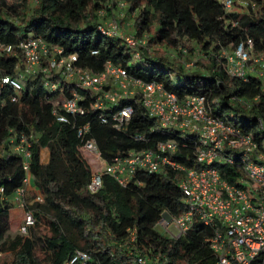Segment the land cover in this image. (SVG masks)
I'll use <instances>...</instances> for the list:
<instances>
[{
  "label": "trees",
  "instance_id": "16d2710c",
  "mask_svg": "<svg viewBox=\"0 0 264 264\" xmlns=\"http://www.w3.org/2000/svg\"><path fill=\"white\" fill-rule=\"evenodd\" d=\"M244 1L248 5H240L245 9L241 14L234 9L227 12L219 0H202L205 20L191 24L186 17L190 0H0V46L14 47L21 39L40 37L67 54L76 53V64L95 73L111 62L146 83L162 84L178 98L203 96L213 116L250 135L264 154V80L254 73L247 80L231 77L220 56L223 50L232 53L247 39L253 41L254 56H264V0ZM125 14L133 15L132 36L147 42L139 48L140 59L123 40L103 36L97 29L115 18L122 29ZM135 60L140 66H133ZM21 63L22 57L0 47V81L4 75L17 76ZM14 94L7 86L0 89V253L6 254L4 264H65L76 250L89 255L87 264H133L118 245L128 228L137 230V245L144 254L167 257L170 264H214L205 243L212 233L209 227L196 222L179 239H170L155 228L164 211L176 216L187 208L179 188L181 173L141 172L136 179L142 184L127 186L106 174L98 193L88 191L92 168L79 152L76 125L90 123L91 136L107 162L126 150L152 149L155 143L172 138L154 130L156 123L140 105L135 106L126 134L102 124L100 112L59 122L53 104L62 97L47 92L39 79L28 80L17 101L11 99ZM63 95L72 97L71 90L67 88ZM89 101L81 104L89 108ZM133 130L147 134L149 142L134 141L129 136ZM21 137L30 143L27 160L13 151V143ZM43 149L49 152L47 163L41 158ZM186 150L193 163L194 144ZM221 168L224 173L236 171ZM30 179L42 201L36 200L38 194L28 195ZM24 189L20 198L19 190ZM20 199L24 212H32L35 219L26 235L12 231L11 210L20 207Z\"/></svg>",
  "mask_w": 264,
  "mask_h": 264
},
{
  "label": "built area",
  "instance_id": "2783aa9c",
  "mask_svg": "<svg viewBox=\"0 0 264 264\" xmlns=\"http://www.w3.org/2000/svg\"><path fill=\"white\" fill-rule=\"evenodd\" d=\"M219 1L227 12L235 5V0ZM97 29L103 36L123 40L136 59L141 56L139 48L147 45L146 40L139 41L125 34L117 18L105 20ZM0 47L6 53L22 57V63L16 68L17 76L4 75L0 81V89L7 86L16 93L11 96L12 101H17L24 91L21 78L28 74L31 80H41L47 92L62 97L53 104V114L61 123L94 111L100 112L102 124H110L127 134L133 124L135 106L140 105L156 123L154 130L172 136L170 140L155 143L152 149L126 150L107 162L91 136L90 123L76 125L81 140L79 152L92 168L87 186L90 193L96 194L102 189L106 174L127 186L132 182L141 185L136 179L141 172L181 173L179 188L187 208L176 216L164 211L155 225L158 232L170 239H179L200 222L211 229L205 243L212 252L214 264H264V154L250 135L213 116L205 97L178 98L165 91L162 84L146 83L111 62L95 73L76 64V53L67 54L40 37L21 39L14 47ZM253 49V41L247 39L232 53L221 51L228 75L247 80L248 74L254 73L264 80V56L253 58ZM67 88L72 93L70 98L63 95ZM87 98L89 108L81 104ZM129 136L136 142H149L147 134L136 130ZM190 144H194L193 163L184 152ZM29 146L28 140L21 137L18 143H13V151L27 160L31 155ZM224 165L236 171L224 173L221 168ZM24 194L25 189L19 190L20 198ZM42 199L40 194L36 196V200ZM19 201L20 207L25 208L22 199ZM34 224L33 213L25 211L20 234L26 235ZM137 244V230L133 228H128L126 237L118 242L133 264H170L167 257L144 254ZM89 260L87 253L76 250L65 264H87Z\"/></svg>",
  "mask_w": 264,
  "mask_h": 264
},
{
  "label": "rangeland",
  "instance_id": "374dc122",
  "mask_svg": "<svg viewBox=\"0 0 264 264\" xmlns=\"http://www.w3.org/2000/svg\"><path fill=\"white\" fill-rule=\"evenodd\" d=\"M240 1H244V0H235V5H234L233 9H234V11H237V12L242 14L245 12L244 11L245 9L240 7V5H241ZM186 17L188 19V22H190L191 24L203 23V21L205 20V11L203 8L202 0H190V7L187 10ZM121 18H123L122 30L125 32V34H127V35L131 34L132 35L135 32L134 27H133V21H134L133 15L130 18V16L128 14L127 15L125 14ZM163 54L164 53L160 51L159 56H162ZM253 58H256V56L255 57L253 56ZM253 63H254V61L251 62V64H253ZM132 64H133V66H140V61L135 60L132 62ZM29 79H30V76L28 74H23V77L21 78V80L23 82L24 88L26 87V83ZM42 152H43V154H42L43 159L45 160L48 157L49 152L46 149H43ZM45 155L47 157H45ZM15 208H17V207L15 206ZM15 217H16L15 223H12V231L14 234H20L19 228L23 222L24 212H22L19 215H16ZM5 259H6V254L0 253V264H4Z\"/></svg>",
  "mask_w": 264,
  "mask_h": 264
},
{
  "label": "crops",
  "instance_id": "0c3cea01",
  "mask_svg": "<svg viewBox=\"0 0 264 264\" xmlns=\"http://www.w3.org/2000/svg\"><path fill=\"white\" fill-rule=\"evenodd\" d=\"M45 157L47 156L45 155ZM41 158H42L43 163H47L49 161V153H48V157L45 160L43 159V156H41ZM26 190L28 191V195H37L39 193L33 179L29 180V183L26 185ZM22 212H24V210L20 208L19 206L11 210L12 223H15V220H16L15 216L21 214Z\"/></svg>",
  "mask_w": 264,
  "mask_h": 264
},
{
  "label": "clouds",
  "instance_id": "9594fccd",
  "mask_svg": "<svg viewBox=\"0 0 264 264\" xmlns=\"http://www.w3.org/2000/svg\"><path fill=\"white\" fill-rule=\"evenodd\" d=\"M29 80H31V79H29ZM21 208V207H20Z\"/></svg>",
  "mask_w": 264,
  "mask_h": 264
}]
</instances>
